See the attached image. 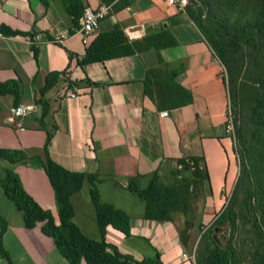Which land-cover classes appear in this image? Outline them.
I'll return each instance as SVG.
<instances>
[{
    "label": "crops",
    "instance_id": "0c3cea01",
    "mask_svg": "<svg viewBox=\"0 0 264 264\" xmlns=\"http://www.w3.org/2000/svg\"><path fill=\"white\" fill-rule=\"evenodd\" d=\"M127 1L128 6L119 11L110 5L96 37L85 45L61 0L48 6L41 0H0V27L17 33L0 37V84L15 83L21 90L19 99L0 93V149L20 150L29 157L16 164L0 161V177L6 169L14 171L25 191L42 209L53 212L59 223L55 191L42 166L47 155L69 172L95 175L101 201L131 218L129 236L107 228L111 246L138 261L195 264L184 258L193 253L181 237L185 217L163 223L146 219L144 201L128 185L137 179L145 188L156 173L169 179L180 159L203 157L209 182L201 223L209 227L218 218L240 175L235 136L228 130L226 69L187 11L169 6L168 0ZM82 2L93 9L105 4ZM116 27L130 41L170 31L177 45L159 53L151 49L82 65L98 37ZM57 37L62 42H56ZM160 68L177 73L176 82L192 94L191 104L161 110L147 96L146 73ZM51 76L53 84L48 87ZM66 88L80 94L60 97ZM18 105L32 108L22 119L23 130L16 128L12 113ZM161 112L169 116L161 117ZM91 188L87 181L72 197L74 222L86 236L98 240ZM0 217L7 223L2 238L7 256L0 248V264H69L41 225L26 228L23 213L1 187Z\"/></svg>",
    "mask_w": 264,
    "mask_h": 264
},
{
    "label": "trees",
    "instance_id": "16d2710c",
    "mask_svg": "<svg viewBox=\"0 0 264 264\" xmlns=\"http://www.w3.org/2000/svg\"><path fill=\"white\" fill-rule=\"evenodd\" d=\"M41 1L48 6L52 0ZM61 1L75 27L79 28L86 8L82 0ZM103 1L105 5L114 4V11L122 10L129 4L127 0ZM205 1L191 0L186 11L226 69L232 115L236 116V120H233L234 136L242 149L241 155L237 149L240 175L235 189L223 212L205 230L197 247V264H246L241 251L233 244L236 234L244 236L249 242L252 264H264V0H207L219 11V16L210 20L203 18V10L196 6ZM0 33L17 34L5 26L0 27ZM175 45L177 41L170 31L163 30L142 40L130 41L124 31L116 27L112 32L98 37L81 64L102 62L151 49L159 53ZM159 59L163 67L162 58ZM162 70L147 71V96L161 110H176L191 104L192 94L176 82L177 73H164ZM52 77L48 79V87L53 84ZM0 93L13 94L18 99L21 97L20 87L15 83L0 84ZM28 159L23 151L0 149V161L16 164ZM178 162L181 171L169 179L156 173L145 188L140 187L137 179L130 181L128 189L137 193L145 203L146 219L163 223L172 222L176 216L182 215L185 217L183 225L190 224L188 217L195 200L192 185L200 184L204 193L209 175L203 157L190 156ZM42 166L55 191L59 223L53 212L42 209L25 191L20 177L11 169H6V175L0 177V187L18 211L23 213L26 228L34 229L41 225L42 233L54 240L56 248L69 264H82L83 261L88 264H162L149 259L138 261L131 255L122 254L106 241L108 227L129 236L131 218L124 211L101 201L95 175L69 172L48 155ZM87 181L92 185L90 196L100 230L98 240L86 236L74 222L72 197L81 192ZM0 222V248L7 256L2 248L7 223L2 217ZM223 233L225 235L221 240ZM216 235L218 240L215 239Z\"/></svg>",
    "mask_w": 264,
    "mask_h": 264
},
{
    "label": "built area",
    "instance_id": "2783aa9c",
    "mask_svg": "<svg viewBox=\"0 0 264 264\" xmlns=\"http://www.w3.org/2000/svg\"><path fill=\"white\" fill-rule=\"evenodd\" d=\"M169 6L176 7L180 11H186L187 7L190 5L191 0H168ZM111 6L102 5L98 9H93L91 7H86L83 11L82 17L80 19V25L77 29V32L81 33L83 43L89 45L93 38L96 37L100 23L110 14ZM3 36V33H0V37ZM62 37H57L56 42H62ZM34 50L30 52L31 55H34ZM220 60V59H219ZM221 62V61H220ZM80 94V91L64 89L60 94V97H69L77 98ZM32 111L31 107L25 105H18L12 109L13 116L15 118V126L18 130H23L22 119L27 117ZM161 117H168L169 112H161ZM227 117H228V130L234 134V122L231 109V103L227 107ZM186 260H191L196 264V253L193 251L191 255H184Z\"/></svg>",
    "mask_w": 264,
    "mask_h": 264
},
{
    "label": "rangeland",
    "instance_id": "374dc122",
    "mask_svg": "<svg viewBox=\"0 0 264 264\" xmlns=\"http://www.w3.org/2000/svg\"><path fill=\"white\" fill-rule=\"evenodd\" d=\"M196 5V4H194ZM198 8L203 10V18H205L206 20H210L211 17H213V19H216L219 16V11L215 9V7H213L214 5L212 3H208L207 0L204 2H201L199 5H196ZM215 17V18H214ZM232 17V16H229ZM227 18V17H226ZM233 120H236V116L235 114ZM235 131V130H234ZM237 149L239 151V154L241 155V144L237 141L236 143ZM178 171H181V168L179 166V168L171 175V177L177 173ZM192 193L194 194L195 200L193 203V209L188 217L190 224L188 226L185 225H181L180 226V232H181V237L183 242L186 244L188 250L190 252L196 251V254H198V250L197 247L200 243V240L205 232V230H207L209 227H211L213 223H211L209 225V227H207L206 225L202 224L201 221L203 219V212H204V193H202L201 190V186L200 184H193L192 185V189H191ZM247 194L248 190H247ZM225 234H221L220 235V239L222 240L223 236ZM238 249L239 251H241V255L243 256V258H245V260L247 261L246 264H252L251 261V256L252 254H250V249L251 246H249V242H247L245 240V237L240 235V234H236L235 238H234V243H233ZM196 264H197V257H196Z\"/></svg>",
    "mask_w": 264,
    "mask_h": 264
},
{
    "label": "water",
    "instance_id": "95a60500",
    "mask_svg": "<svg viewBox=\"0 0 264 264\" xmlns=\"http://www.w3.org/2000/svg\"><path fill=\"white\" fill-rule=\"evenodd\" d=\"M217 232H218V230H217ZM215 239H217V240H218V236H217V235L215 236Z\"/></svg>",
    "mask_w": 264,
    "mask_h": 264
}]
</instances>
